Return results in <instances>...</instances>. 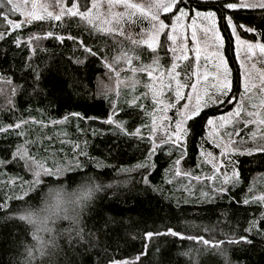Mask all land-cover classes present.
<instances>
[{"label":"trees","instance_id":"obj_1","mask_svg":"<svg viewBox=\"0 0 264 264\" xmlns=\"http://www.w3.org/2000/svg\"><path fill=\"white\" fill-rule=\"evenodd\" d=\"M224 2L226 0H185L193 8L200 5L204 9L217 11L218 26L225 40V56L231 68L232 94L239 97L242 77L239 62L235 59V37L231 35V28L219 18V9ZM225 14L232 15L239 23L257 29L256 33L238 29L239 35L245 39L257 40L260 39L259 34L264 33V12L260 9L227 10ZM12 17L18 16L14 14ZM64 22L67 27L55 29L52 21L34 22L32 26L15 30L0 39V127L33 117L42 122L58 120L73 112H80L90 118L78 119V126L75 127L76 118L69 117L68 128L72 132L79 128L83 130L74 137L82 141L83 152L87 154L80 156L81 166L60 176L43 175L41 185L25 197L27 206L33 208L57 203L63 208H69L70 202L78 196L89 199L84 193L90 182L104 185L103 191L94 194V213L87 220L88 227L94 232L98 227L102 229L98 233L97 247L85 253L83 247L70 248L61 241L64 248L60 256L61 264H96L98 257L103 260L109 256L118 260H130L132 264H190L192 255L186 256L183 253L200 247L198 242L171 235L146 239L143 235L146 231L163 233L166 226L184 232L186 236L200 231L186 228L188 224L215 226L211 235L218 239H224L225 233L229 236L233 232L247 235L248 241L223 246L228 259L232 264H264V235L255 230L243 232L248 227V221L259 219L264 208L256 203L246 205L240 202L250 185L264 180V154H232L233 163L240 172V182L206 202L183 201L173 195V189L166 182V169L181 155L174 150L171 157L167 150H158L150 158L155 167H150L146 173L142 168H133L129 172L120 171L121 167H131L144 161L148 145L134 136L121 135L115 125L105 122L111 105L102 95H97L98 78L104 79V82L107 79V69L101 57L89 55L78 42L74 43L70 39L61 42L53 38H42L38 45H34V50L25 42V38L33 33L42 34L44 31L55 30L67 35L70 32L72 36L83 39L84 44L92 47L94 52L111 56L114 44L107 35L85 28L78 18L66 17ZM5 28L6 24L0 18V32L5 31ZM17 37H20L19 44L13 43ZM77 60L82 63H76ZM29 65L43 72L38 89ZM73 82V88L61 87L62 84ZM14 87L17 90L13 97ZM9 98L14 100L15 111L7 103ZM231 106L224 104L206 108L194 122H189L191 134L186 144L187 155L181 161L185 170L196 169L198 166L201 144L203 147H212L208 141L201 140V137L206 138L205 124L208 117L223 114ZM143 116V112L130 108L128 104H121L117 113L119 120L127 121L129 131L145 123V119H141ZM17 131L20 129L0 132V159L10 160L12 150L26 140L24 136H18ZM30 132L29 141H35L30 147L32 153L37 155V150L44 152L43 146L50 141L40 133L39 126L30 129ZM43 132L45 133L44 130ZM0 171L19 176L23 180L31 178L22 161L10 160L6 167L0 166ZM145 175L150 181L148 184L142 179ZM19 195L21 194H10L9 187L0 183V201L7 199L14 207H23L25 205L21 201L11 199ZM101 215L114 217L116 223H109L104 229L102 222L97 225ZM6 217L7 213L0 209V264H18L22 251L20 241L30 237H26L23 231L25 224L15 217ZM66 223L67 221H60L58 226L62 228ZM201 234L208 238L207 233L201 231ZM145 244L148 245L146 249ZM145 251L147 254L136 261L135 256ZM199 264H225V258L205 253L199 259Z\"/></svg>","mask_w":264,"mask_h":264},{"label":"snow or ice","instance_id":"obj_2","mask_svg":"<svg viewBox=\"0 0 264 264\" xmlns=\"http://www.w3.org/2000/svg\"><path fill=\"white\" fill-rule=\"evenodd\" d=\"M3 3H5V0H0V4ZM6 5H10L8 13H19L24 19H10L5 11L0 10V18L6 24L5 31L0 32V39L5 38L7 34L15 30L32 26L34 22L52 21L54 22L53 29L56 27L64 28L67 27L64 22L67 17L78 18L81 24L91 31L111 34L113 37L118 34L129 42L128 48L121 47L119 53L108 57L102 53L94 52L92 47L84 44L83 39L72 36L70 32L67 35H62L55 30H49L44 31L42 34L33 33L25 38V42L33 50L34 45H38L42 38H53L61 42L70 39L74 43L78 42L79 46L83 47L89 55L100 56L105 68L115 74V88L99 78L97 80V95H102L111 105L105 122L115 125V129L121 135L134 136L148 145L144 161L131 167H121L120 171L129 172L133 168H142L146 173L150 167H155L150 158L158 150H167L170 157L173 155L174 150L181 155L172 161L166 171H170L174 175H190L189 172H182L179 167L184 156L187 155L186 144L191 134L189 122H194L204 109L224 104L234 105V107L218 117H208L205 124L206 129H211V143L215 148L221 149L219 153L221 159H216L214 153L206 151L203 144L200 145L201 153L211 157L210 160L205 161L211 163L214 170L210 179H215L217 174L222 179L218 187L213 186L210 193H202V196L209 198L210 195H214L216 192L224 193L228 191L227 185L235 186L240 182L239 169L232 162L230 153L264 154V142H256L257 136L260 141H264V67L257 69V64L264 65V33H260V39L257 40L242 39L238 34V29H243L246 33H256L257 29L239 23L234 20L232 15L225 14L227 10L241 9H260L264 12V0H226L219 9L221 12L219 18L225 21L227 27L231 28V35L236 40L235 59L240 63V75L243 77V90L240 92L239 97L232 94L231 68L226 56L221 51L225 40L217 27V11L215 10L204 9L200 5L193 8L191 4H186L185 0H149L146 6L134 3L132 0H51V3H41L39 0H18V2L17 0H6ZM117 7L123 8L124 11H113ZM50 8L52 10H49ZM162 13L166 14L164 18H161ZM186 18L191 19V25L182 23ZM145 20L148 21V28L142 26ZM197 20L206 22V24L202 23L200 27L206 38L205 43L211 41L216 46V50L211 53L215 58V63L211 72L199 76H197L190 63L189 68L183 73L184 78L181 79V73L176 71L178 67L176 61L181 58L187 60L186 51L182 57L177 56L176 60H173L170 67L167 68H164L161 64V58L157 53L159 51L166 53L170 51L175 55L177 49L171 47L168 42L178 43L179 29H187L191 26L193 28L191 33L193 49L198 60L201 56V49L197 46L200 42L196 31ZM137 26L140 27L139 32L131 31L132 28ZM209 33H211L210 37H208ZM161 34L166 39H162ZM184 39L186 41L187 37L185 36ZM13 43L19 44L20 37H17ZM142 45H146L148 49L152 50L153 58L150 63H144L141 56L137 54V49ZM242 52L244 54L243 59H241ZM76 63H82V61L77 60ZM116 65L122 66L118 68ZM29 67L31 68V65ZM125 69L133 75L121 80L120 73ZM31 70L34 83L38 89L43 72L38 68H31ZM138 73L146 74L147 80L143 82L145 91L137 96L135 95L137 86L142 83L137 79ZM209 76L212 77L210 84L207 83ZM165 77H167V83L164 82ZM193 77L197 79H193ZM109 79L111 80L112 77H109ZM198 80L205 81V83L201 85L197 82ZM121 84H125L130 90L129 95L131 98L126 103L130 108H135L144 113L141 119L148 120V123L139 124L132 131L128 130L127 121L117 118L120 108L113 96L119 97ZM61 87L73 88L75 83L62 84ZM185 89L188 90L185 91ZM16 90L15 87L12 89L13 97ZM165 92L171 93L167 99L164 97ZM146 101L151 103H145ZM7 103L10 105V109L15 111L14 100L9 98ZM169 110H172L173 115H168ZM69 117L90 119L80 112H73L67 113L61 120H66ZM30 119L35 123H43L42 121H35L34 117ZM58 122L54 119L48 121L52 124ZM25 123H28V121L19 120L7 124L0 127V132L16 131ZM240 125H243L244 129H247L250 125L256 126L255 131L248 135V141H245L244 137L240 135ZM228 126H231V131H228ZM17 135L24 136L25 133L17 131ZM201 140L207 142L205 137H201ZM34 143L35 141L25 140L23 144H18L10 154L11 161H22L23 166L32 175V180L27 182V188H22L21 195L11 198L12 200L21 201L25 206L14 207L6 199L0 201V209L7 213L6 218L15 217L25 224L26 227L23 231L26 237H30V239L20 241L22 251L18 264H61L60 256L64 252L61 241H64L70 248L73 246L83 247L85 253H89L97 247L98 233L102 229L98 227L94 232L88 227L87 220L91 219L94 213V194L103 191L104 185L94 181L90 182V186L84 193L89 199L85 200L78 196L70 202L69 208H63L59 203L56 205L48 204L43 208L27 206L25 197H28L29 193L35 192L41 185L42 175L60 176L62 173L72 170V166L69 164H55L51 168L48 167L46 161L37 159L36 155L30 151V147ZM246 144L248 146H245ZM76 148V154L87 155L79 151L78 144ZM225 156L228 159L227 165L223 159ZM10 160L0 159V166L6 167ZM80 166L79 161H77L76 167L79 168ZM229 166L232 168L230 173L226 170L221 171L222 168L226 169ZM142 179L146 184L150 183L146 175ZM196 179H201V177L197 176ZM240 202L246 205L256 203L264 208V192L256 194L255 186L250 185L248 192L244 194V198ZM60 221H67V223L61 228L58 226ZM101 222L104 229L107 228L109 223H116L114 217L106 215L100 216L97 225ZM218 223L219 221H217V225ZM262 225H264V211L260 212L258 220L248 221V227L244 228L243 232L250 233L255 230L257 233L264 235V226ZM214 227L188 224L186 228H194L200 231H197L194 235L186 236L184 232L166 226L163 233L146 231L143 235L146 239H151L153 236L171 235L198 242L200 247L195 250L189 249L183 253L186 256L192 255L190 264H199V259L205 253L210 256H222L225 258V264H232L223 246L248 241V236L233 232L231 236L225 233L224 239H218L211 235ZM201 231L207 233L208 238L201 234ZM144 247L146 249L148 245L145 244ZM146 254V251L140 252L135 256V260L140 261L141 257ZM96 264H132V262L109 256L103 258V260L98 257Z\"/></svg>","mask_w":264,"mask_h":264},{"label":"rangeland","instance_id":"obj_3","mask_svg":"<svg viewBox=\"0 0 264 264\" xmlns=\"http://www.w3.org/2000/svg\"><path fill=\"white\" fill-rule=\"evenodd\" d=\"M18 2V0H17ZM41 3H51V0H39ZM134 3H138L141 5H147L149 3V0H132ZM10 5H6V0L5 3L0 4V10L5 11L6 14L9 16L10 19L14 20H22L24 19L19 13H8V8ZM49 10H52L51 8ZM113 11H124L123 8L117 7L114 8ZM14 14H16L18 17L14 18L12 17ZM138 14V13H137ZM194 14V13H193ZM166 14H161V18H164ZM167 22V21H166ZM182 23L191 25L192 21L190 18H186ZM206 24V22H202L201 20H197L196 22V31H197V37L198 40L200 41L199 44L197 45L201 49V56L197 60L195 57V51L193 49V41L191 37V33L193 31V28L190 26L187 29L181 28L179 29V36L177 37L178 43L173 44L172 42H168L171 47H175L177 49L175 55H173L172 52L168 51L167 53L164 51H159L157 55L161 58V64L163 65L164 68L170 67V64L173 60H176L177 56H183V54L186 51V54L188 56L187 60L184 59H179L177 60L178 67L176 71L181 73V79H183V73L185 70L189 68V64L193 66V70L196 71L197 76L202 75L206 72H211L215 63V58L211 55L216 50V46L213 42L209 41L208 43H205V36L201 30V25ZM127 26V24H126ZM143 27L148 28L149 24L148 21L143 22ZM217 27L218 26V21H217ZM220 30V29H219ZM131 31L133 32H139L140 27L137 26L135 28H132ZM97 34L100 35H107L109 38L112 39L113 41V48H112V54L110 57L113 55L119 53L121 47L128 48L129 47V42L124 39L123 37H120L118 34L113 37L111 34L107 33H102V32H96ZM221 33V31H220ZM239 34V33H238ZM222 35V33H221ZM187 37V40L185 41L184 37ZM211 36V33L208 34V37ZM162 39H166V37L161 34ZM242 39H245L241 37ZM248 40V39H245ZM186 46V47H185ZM235 46H236V40H235ZM225 55L224 47L221 49ZM137 54L141 56V59L143 60L144 63H150L151 59L153 58L152 50L148 49L146 45H142L139 49H137ZM243 52L241 53V59H243ZM239 62V61H238ZM229 64V63H228ZM240 65V63H239ZM122 65H116V67H121ZM155 67V66H154ZM264 67V65L257 64V69H260ZM107 79L105 80L106 84H111L112 87H116L115 85V74L110 72L107 69ZM133 74L126 69L120 73V79L125 80L126 77H130ZM158 75V73H157ZM109 77H112L110 80ZM2 77L0 76V80ZM137 79H139L142 83L137 86L135 95H139L140 93L145 91V88L143 86V82L147 80L146 74L138 73L137 74ZM193 79H197L196 77H193ZM231 79V76H230ZM243 80V77H242ZM104 81V79L102 80ZM165 83H167V77H165ZM199 84L203 85L205 81H197ZM212 82V77L209 76L207 79V83ZM188 89H185L187 91ZM243 90V88H242ZM129 89L125 86V84H121L119 87V92L120 95L119 97L113 96L114 99L117 100V103L119 104V108L121 107V104H127L126 101L130 99L129 95ZM171 93L165 92L164 97L167 99ZM145 103H151L150 101H146ZM234 105L231 106V108L228 110L230 111ZM226 111L225 113H227ZM224 114V113H223ZM168 115H173L172 110H169ZM221 115V114H220ZM218 115V116H220ZM216 116V117H218ZM76 118V117H75ZM28 123H25L22 125L20 128V131L24 132L25 135L24 137L26 140L29 141L28 134L30 132V129L33 130L36 128V126H39L41 129V132L43 136H46V138L50 141L48 144L43 146L44 152L41 150H37V155L35 153H32L36 155L37 159L39 160H44L47 162L48 167H53L55 164H60V165H65L69 164L73 168H76V162L79 161L81 165V155L76 154L77 153V148L76 145H79V151L83 152V145L82 141L79 138H74L75 135L79 133H82L83 130H81L79 127V130L72 132L69 128V122L70 118L66 120H61L58 119V123L52 124L48 122H43V123H35L32 122L31 119L27 120ZM38 121V120H35ZM106 121V120H105ZM79 120L76 118L75 120V127L78 126ZM145 123H148V120L145 119ZM241 127V133L240 135L244 137L245 141H248V135L255 131L256 126L250 125L247 129H244L243 125H240ZM77 128V129H78ZM45 131V133L43 132ZM228 131H231V126H228ZM31 133V132H30ZM211 129H207L206 133V140L211 144L212 147H204L206 151H210L214 153L216 156V159H221L219 153L221 149H217L213 146L211 143ZM40 142V141H39ZM256 142H264L260 141L259 137L257 136ZM24 143V142H23ZM250 143V142H249ZM245 146H248L246 144ZM31 151V149H30ZM32 152V151H31ZM236 153H241V152H236ZM232 154L235 153H230L231 155V160H232ZM211 157L205 156L201 153V158L199 161L198 166L196 169H189L185 170L182 166V162L180 164V170L182 172H189L190 175H174L172 172L167 171V177H166V182L171 186L173 189V195L175 196L176 199L183 200V201H197V202H206L215 199L218 195L222 194L220 192H216L214 195H210L209 198H205L202 196V193H210V190L213 186H219L221 182V177L219 174H217V177L215 179H210L212 177L213 173V167L211 163H206L205 161L210 160ZM224 163L227 165L228 159L227 156L223 157ZM233 162V160H232ZM228 171L229 173L232 171V168L229 166L226 169L222 168L221 171ZM31 175V174H30ZM43 176V175H42ZM41 176V179H42ZM199 176L201 179H196V177ZM32 180V175L31 178L28 180H23L21 177L13 175L11 173H7L6 171H0V183L6 184V186L9 187L10 194H21V190L27 188V182ZM168 181H171L170 183ZM260 181V182H259ZM254 182V186L256 189V194H259L260 192H264V180H259ZM23 182V183H22ZM233 185L229 184L227 185V188L229 190L230 187ZM261 188V190H258ZM263 189V190H262ZM227 192V191H226Z\"/></svg>","mask_w":264,"mask_h":264}]
</instances>
